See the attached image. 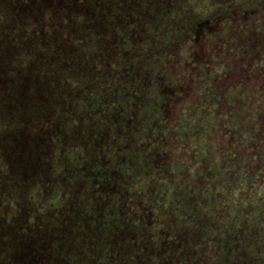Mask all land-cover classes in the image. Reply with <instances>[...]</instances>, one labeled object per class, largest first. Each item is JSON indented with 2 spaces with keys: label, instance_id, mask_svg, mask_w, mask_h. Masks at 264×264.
I'll return each mask as SVG.
<instances>
[{
  "label": "rangeland",
  "instance_id": "374dc122",
  "mask_svg": "<svg viewBox=\"0 0 264 264\" xmlns=\"http://www.w3.org/2000/svg\"><path fill=\"white\" fill-rule=\"evenodd\" d=\"M232 3L105 0L108 13L87 21L81 44L52 45L34 61L33 29L21 33L27 54L20 33L9 37L0 24V96L12 94L0 101V264H264V124L260 140L244 121L235 131L224 103L217 123L205 95L184 103L173 129L154 125L161 90L174 83L165 71L177 74L179 58L188 59L193 26ZM6 4L23 0H0V23L11 15ZM239 18L206 72L245 60L250 28ZM81 20L68 18L73 36ZM212 73L200 95L212 91ZM171 133L181 140L156 154L164 160L172 151L170 161L150 163L157 140Z\"/></svg>",
  "mask_w": 264,
  "mask_h": 264
},
{
  "label": "trees",
  "instance_id": "16d2710c",
  "mask_svg": "<svg viewBox=\"0 0 264 264\" xmlns=\"http://www.w3.org/2000/svg\"><path fill=\"white\" fill-rule=\"evenodd\" d=\"M219 1L222 3H232V0ZM232 4L234 5L231 6L227 12L218 10L207 19L200 20L193 26V38H190L189 41V44L191 45L189 47V57H187L188 59L186 60L179 58V64H176V66H179V69L183 68V71L178 73V69L177 74H171L168 73L167 70L165 71L168 76L174 77V83L172 86H164L161 90L163 95L162 122L158 124L154 123V125H157L161 132L164 127H168L171 130L177 125L178 117L181 114L184 103L190 102L191 104H196L198 100L199 102L202 101V98L206 95L213 98L212 101H209V99L206 100L205 104H211L214 102V106L211 108L214 117L215 110L219 108L221 103H224V109L227 108V106H230L231 108L230 114L232 117H230V125L241 128V130H238V128L235 131L239 132L243 130V124L241 122L244 121L248 125L247 130L253 128L251 133H253V135L260 140L261 137L259 134V128L264 124V122H262L264 117V1L262 4H255L252 0H240L237 5L235 3ZM7 7H9V14L11 15L6 16L5 19L3 18L0 24H2L5 20L4 29L6 35L9 37H13V35L20 33V37L16 38L17 41L15 40L17 42V46L21 48L22 52H27V54L32 50L34 52L32 61L38 57V52L40 50L44 54L45 49L52 45L54 46V49H65V44L68 42L70 44H81L83 40H79L78 37L83 35V30L87 28V21L96 16L100 18L105 17V14L108 13L109 9V5L105 4V0H49L40 1V3L38 1L35 2V0H23V4H15V6H7L6 4V7L4 8ZM72 13L77 14L78 19L80 17L82 18L80 22L82 26L77 29L79 31L78 36H73L68 28L69 25L71 26V23L68 22V18L72 16ZM2 16H4V14H0V17ZM226 17L228 18L226 19ZM236 17H240L237 21V23L239 22V25H242L240 27L243 28L246 26L247 28H250V30L245 32L242 36L246 38V42L244 44L247 45V47L245 45H242L241 47H246L248 52L247 54H244L245 60L243 59L242 62H239L240 64H235L233 66L230 62L225 64L222 61L220 63L222 67L218 68V66H216V68H214L215 70H211L213 72L212 75H210L212 91L200 95L202 83L204 82L205 77L209 76L211 72L203 70V67L207 65L205 61L207 59L220 58L218 56L215 57L214 54L217 48H221L223 49L222 52H225L224 50L233 39L230 32L234 29L230 27H232ZM139 21L140 20H137L138 24H140ZM27 24L28 28H30L29 33L31 29H33L30 35H37L34 39H32V42L36 43L33 49L36 47V50H29L30 48L26 49L28 45L26 40H24V36L21 35V33H24L23 29H27ZM16 27H21V30L17 32ZM55 27L58 29L55 30ZM35 31L39 32L34 34ZM187 33L188 31H185V36H187ZM182 41L185 40H173L169 43L170 46L166 49L168 52H171L169 48L172 44L178 43L179 48ZM41 43H45V45L42 46L43 48L38 47ZM170 54L172 59L176 57L175 54ZM254 62L260 63V65H256ZM37 65H35V67ZM195 67L198 68V73H195ZM192 70H194V73ZM185 72H187V76L186 80H183L184 77H182V75H184ZM20 74L23 73L19 72L18 75ZM191 79L194 81L192 80L193 82H191ZM197 81H201L200 85H197ZM219 84L223 88L221 89L222 94L216 90L217 85ZM245 84L247 85L246 87ZM18 85L19 84L14 81L11 83L8 91L10 92L13 87L16 92ZM20 85L27 88L30 85V82L21 77ZM240 89L243 90V92H241L240 95H237L236 91H239ZM252 93L256 95L258 99L257 102H253ZM6 94L7 95L5 96H0V101H2L3 104L4 101L12 95L9 93ZM242 95H245L243 99ZM198 96H200L199 99ZM237 99H242V111L241 109L235 108L237 106ZM259 102H262L261 109L258 106ZM250 107H252L250 113L246 114L243 110H248ZM218 119L219 118L215 117V122L218 123ZM251 124L254 126H251ZM171 138L174 140L180 139L179 135L171 133L169 134L168 140H165L164 138L159 140H157V138L153 140H157V145L154 147L153 153L155 155L150 163L161 165L167 164L168 161H170L172 151L167 154L164 160L157 158L156 154L161 155V150H163L166 145H171V142L169 141ZM251 160L252 159L248 160L249 164L246 162L247 166L251 165ZM150 219L151 218L148 220L150 221Z\"/></svg>",
  "mask_w": 264,
  "mask_h": 264
}]
</instances>
